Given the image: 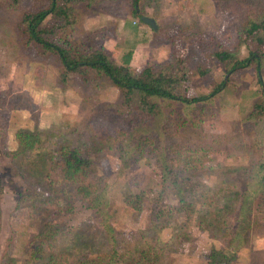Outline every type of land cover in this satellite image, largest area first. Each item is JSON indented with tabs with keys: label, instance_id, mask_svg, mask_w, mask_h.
Returning <instances> with one entry per match:
<instances>
[{
	"label": "rangeland",
	"instance_id": "374dc122",
	"mask_svg": "<svg viewBox=\"0 0 264 264\" xmlns=\"http://www.w3.org/2000/svg\"><path fill=\"white\" fill-rule=\"evenodd\" d=\"M45 3L0 2V264L42 263L53 247L65 261L102 264L101 254L110 249L100 219L75 184L55 175L42 178L32 160L16 154L19 128L49 133L39 151L68 144L90 155V175L106 188L108 222L120 252L150 245L159 251L155 264H206L211 247L232 255L228 238L197 227L195 218L199 196L210 188L232 190L236 211L244 190L251 192L253 170L264 162V119L256 117L255 107L264 92V68L260 83L254 68L228 72L219 57L222 51L248 56L255 43L240 30L247 16L264 11V0H139L137 14L131 0L73 3L66 29L79 50L102 47L118 64L128 58L136 72L172 61L187 72L181 89L189 96L208 94L226 80L210 102L186 109L182 117L171 102L147 100L157 103L152 110L138 100L125 105L119 89L92 73L64 75L56 57L30 41L21 23L23 13ZM142 16L155 19L157 29ZM162 160L189 189L195 202L189 213L170 214L155 204ZM139 192L145 199L136 210L124 197ZM170 197L164 204H175ZM249 198L254 223L231 264H264V206L259 208V193ZM152 207L161 209L155 222ZM182 230L192 239L181 241Z\"/></svg>",
	"mask_w": 264,
	"mask_h": 264
},
{
	"label": "trees",
	"instance_id": "16d2710c",
	"mask_svg": "<svg viewBox=\"0 0 264 264\" xmlns=\"http://www.w3.org/2000/svg\"><path fill=\"white\" fill-rule=\"evenodd\" d=\"M19 0H0V2L16 4ZM77 0H47L35 11H28L22 14L21 23L30 41L41 47L56 57L60 63L64 75L68 73H92L95 77L107 79L113 86L119 89L122 101L125 105H131L139 101L149 105V110L157 107V103L150 104L149 101L171 102L180 106L179 117L186 115V109H192L197 104L210 102L219 93L226 80H222L208 94L197 96L187 95L186 88H182L186 77L184 67L174 66L172 61H167L158 68H146L136 72L128 65V58L124 64L115 62L109 54L102 48L79 50L77 46L68 38L67 27L71 25L73 3ZM132 12L138 13L139 0H131ZM241 35L246 40H252L254 47L248 46V56L239 59L234 54L222 51L219 54L221 60L229 67L228 72L252 67L256 70L257 79L262 83V69L264 68V11L250 16L243 24ZM247 43V42H245ZM260 100L256 102V117L264 119V92H261ZM18 144L16 154L30 161V166L36 174L42 178L50 179L51 175L62 181L75 184L76 191L87 202V207L93 209L94 214L100 219L105 241L110 249L106 254H101L102 264H155L158 252L155 247L146 245L135 247L129 255L127 252H120L119 243L114 235V229L109 218V202L104 185H99L97 180L90 175L92 172V159L90 155L79 146L68 144H58L56 148L47 151H39L38 147L44 141L49 140V133L42 130H29L19 128L14 134ZM33 153L34 156L29 157ZM127 151H125V154ZM15 154V153H14ZM124 154V152H123ZM28 163V161H27ZM159 189L155 194V204L159 207H166L168 213L185 211L189 213L194 201L191 200L189 189L186 184L178 180V175L169 168L165 161L160 164ZM251 192L246 189L242 193L237 210L232 212L231 199L234 195L228 189L225 194L222 191L227 188H217L206 190L199 197L202 205L197 209L196 225L199 228L211 227L221 232L228 238L227 248L232 255H228L224 250L211 247L204 255L207 264H231L235 253L245 245L248 234L254 223L252 206L250 202L251 194H260L259 208L264 206V162L256 165L251 174ZM51 183V182H50ZM171 194L174 205L164 204L167 194ZM235 193V192H234ZM125 203L136 210L141 209L145 199L144 193L139 192L129 194L124 197ZM161 209L151 208L150 218L155 222L158 217L157 212ZM54 212L55 210H51ZM229 213L231 215H229ZM156 214V215H155ZM163 214V212H162ZM52 235L57 231V227L50 228ZM181 241L191 240L183 230L177 234ZM160 250V249H159ZM129 256L127 259L126 257ZM40 258L35 251L32 259ZM106 259V260H105ZM36 264H82L81 260H67L62 256L59 248L53 247L46 252V257L42 263Z\"/></svg>",
	"mask_w": 264,
	"mask_h": 264
},
{
	"label": "water",
	"instance_id": "95a60500",
	"mask_svg": "<svg viewBox=\"0 0 264 264\" xmlns=\"http://www.w3.org/2000/svg\"><path fill=\"white\" fill-rule=\"evenodd\" d=\"M141 20L147 24L150 28H152L153 30H156L158 25L155 21V19H153L152 17L149 16H142Z\"/></svg>",
	"mask_w": 264,
	"mask_h": 264
},
{
	"label": "crops",
	"instance_id": "0c3cea01",
	"mask_svg": "<svg viewBox=\"0 0 264 264\" xmlns=\"http://www.w3.org/2000/svg\"><path fill=\"white\" fill-rule=\"evenodd\" d=\"M207 264V263H206Z\"/></svg>",
	"mask_w": 264,
	"mask_h": 264
}]
</instances>
